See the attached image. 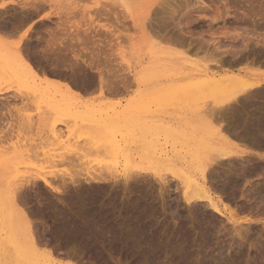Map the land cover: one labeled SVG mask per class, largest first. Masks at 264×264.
Masks as SVG:
<instances>
[{"label":"rangeland","instance_id":"obj_1","mask_svg":"<svg viewBox=\"0 0 264 264\" xmlns=\"http://www.w3.org/2000/svg\"><path fill=\"white\" fill-rule=\"evenodd\" d=\"M110 1L111 0H44V1H40V3L35 2L36 4H38L37 5L38 11H37V9L35 10V8H37V7H33L30 9L28 7V8H26L28 10L27 11L26 9H24L21 6H22V4H23V6H24V4H30V2H32V0L30 2L28 0L27 2H29V3H27L26 0H0V5L3 3H5V5H6L4 8L0 6V9L3 8L0 10V20L2 21V22L0 21V23H1L0 26L2 28V29L0 28V31L1 32L4 31L3 34H7V32L15 31L16 29L18 30L20 27H22L26 23L30 22L33 19V17L36 16L37 13H42L43 17H44L43 19L39 20L38 24L34 25V27H33L35 38L29 42L30 45L31 46L33 45V46L29 47L27 52H26V49L22 48L26 53H28V52H31V54L33 53L31 58H30V56L24 52L30 58L29 60L31 62L30 61L29 62L33 66L28 62V60H26V58L28 59L27 56L23 57V61L16 56L17 55L16 49L21 48V47H16V49H15L13 47V45L9 44L6 39H5L6 41L3 40L2 42H0V51H1L0 52V150H1L0 151V168H1L0 169V264H42L43 263L42 260L45 258H48V257H46L47 250H49L51 248L55 254L54 258H56L57 261L62 260L61 264H66L68 260L73 261L74 259H72V256L74 255V252L78 253V259H75V261L77 260L76 262H78V260L80 261V258L82 259V261L83 260H89L90 262H93L95 260V263H92V264H101V262H102V264H105V263L109 262V259H112L114 257H115L114 259H118V257L120 259L122 258L123 262H126L127 259H128V261H130L129 256L134 257V258L135 257L138 258L139 255L134 256L135 254L131 253L130 250L127 249L129 247L125 248L126 243H125V245L122 244L125 248L124 249L121 244L115 242L114 240H116L115 237H118V235H115V234H119L120 232H122V234L120 233L122 235V239H121V236L119 234V236H120L119 238L121 239V240L120 239L119 240L123 241L125 239V235H123L125 229H127V231L129 229H134V231H137V229L141 232L143 231L142 226L140 227L138 225V224H142V222H141L142 219L140 220V218H139V221L137 219L138 217H141V218L143 217L141 214V210H142L141 208L143 207L141 205H143V203L142 204L138 203L139 197H140L141 202H143L142 200L144 199V197H146V198L151 197V199H149V200H153V199L155 200V201L153 200L154 204L152 203L153 204L152 209L149 212L152 213L155 210L154 215H156V217H155L156 220H154L153 224L158 227L157 231L160 230V231H158V233L159 232L165 233L166 232L165 230H169V231H167V233L168 232L170 233V231L172 233V234L170 233V235H169L170 237H168L167 234L165 235L168 239L165 236H163L162 238L159 237V239H164V244H162V246H164V248H165V249L161 250L159 252V254L161 252H163V254L164 253L166 254V252L168 253L171 251L170 248L175 247V246L179 250L180 247H178V243L179 244L181 243L179 245V246H181V249L179 251L177 249H175L176 247L172 248L175 251V253L181 252V254L179 253L180 258L183 256V254L188 252V251H186V249L190 250V249H192V247H194L193 249H195V250L200 249L199 251H201V250L204 251V252H202L203 255L200 256V254H201V252H200V254L197 258H200V257L201 258H203V257L204 258H213L214 256L217 255L218 257L216 256V258H221V256H222V258H226V257L231 258L230 264H264V198H263L264 194L262 196L258 195L257 197L255 195L252 196L253 191H254L253 187L255 188L256 185L258 186V184L260 185V184H263V182H264V173H263L264 170L261 172L259 171L260 173L258 172L261 175V177H259L260 175L257 173L256 175H253V177L255 179L252 178V176H250V177H248V180H246V182H245V180H243L244 182L242 185L238 186V188H236V189L234 187L235 192L228 191V192H226L227 194L225 193L226 195L224 193L223 194L222 193L221 194L220 193L214 194L216 197L221 198L224 206H227L229 209H231V210H229L230 213H232L235 217L237 215V218L240 219V221L236 225L238 228L237 231L236 230L234 231V228H235L234 225L232 224L231 221L228 220V218L226 216L216 214V213H211L213 211L208 206H206V207H208V209H206L205 206L203 207L204 204L201 205L199 210L196 209V205H193L194 208H192L193 206H191V209H190V207H188V205L184 202L183 197H182V193H180L181 191L178 190L177 192H174L176 189H171L173 191L170 192V195H168V193H167L166 196L163 194V192H160V191H162V189H161L162 188L161 187L162 182L160 180L161 178H162V180L167 178L166 175L168 177L172 178L171 176L173 174H176L177 170L183 168V166L184 167L186 165L189 166V165L194 164V162H196L190 156V155H193L194 149L198 150L201 156L203 155L202 159H205L208 156H210L212 153H214V150L217 151L218 149H220L222 147L228 146V144L229 145L232 144L233 147L237 146L236 148H239V149H242L243 147L248 148V146H245V144L243 145V143L241 144V142L236 140V139H234V140H236L237 142L236 141L233 142L232 138H230L228 140V142L225 140H223V141L218 140L216 138L215 139L211 138L209 140V136H211L210 133L218 131L219 125L208 123L203 118L202 113L206 109H208V106L211 105V103L213 101H215V99L218 100L221 97L220 96L221 94L219 93L218 90H217L218 91L217 92L216 90H213L212 88H209L206 85H205L206 86V88H205L204 83L202 84L200 80H194V79L190 78V76H192L191 74H195V73L202 71L206 67V65H207L206 63H209V62L211 63V60L215 59L217 55L214 56L211 53V51L213 49H210V52L205 53L206 54L205 55L204 54L205 51H202V54L200 52L195 53L196 49L194 50V48H197V47H193L191 50H189L188 47L186 46V44L189 45V42L191 40L192 41L195 40V38H194L195 34H197V38H196L197 41L195 40V42H193V44L199 43L200 38L201 39L205 38L204 41H206V42L207 41L213 42L216 39V40L221 41L222 44H223V42L225 43L226 40H224V38H222L223 35H222V33L220 34V32L223 30L225 31V29H226V28H224L225 24L230 26L231 25L230 23L236 22L235 24L238 23L237 25H239V22H240L239 20L242 19L241 14H239L237 12L235 13L234 9L231 10L229 15L224 16L225 20L222 19V21L220 20V21L213 22L214 25H211L212 27L210 26L211 30L213 28V30L211 31L210 28L207 26L209 24H207V20H206L209 18H203V16H200V15L201 14L205 15L207 13L206 14L207 16L212 17L214 14L213 11H207L206 13H202V12H200V10L194 11V9L197 7L195 6V8H194V6H192L193 9H192V11L190 10L191 12H189V14H188V12L186 10H184V8H183L185 6L184 0H182V1L181 0H178V1L177 0L176 1H174V0L170 1L169 0V5H171V6L170 7L169 6L164 7V9H166V12L171 11L170 14H172L174 11L173 9H175V10L180 9L183 11L178 10V12L180 11L182 16H183L182 12L183 13H184V11L187 12L185 17H182V16H180V14H177L175 16L176 20L174 19V21H177L178 18L181 17V20H179V22L181 21V23H180L181 27L184 24L182 29H183L185 36L188 38V39L187 38L185 39V36H184V39L187 41V43L185 45H183L184 47H182L181 44L178 47L179 44H177V42H178L177 40L176 41L174 39L170 40V41L167 40L168 43H170L171 41L176 42V46L174 43L168 45V43L166 44V40L164 43L163 39H161L159 37V35L155 34V33L158 34V32H157L158 31L157 30L158 24L156 25V23L158 20L161 19V16L159 17L160 19L157 18L160 13L158 14V16H157V14H155L156 11H161L160 8L157 9V7H159V6H156V5H155L156 7L153 6L150 18L148 17L149 18L148 20H146V19L144 20V17L140 16V14H142V10H138L139 5H136L134 7V9L136 11V14L139 16V19L137 20L138 25L136 24V26H135V25H133L131 18H129L128 15L126 14V12L123 11L124 10L123 8L120 7L118 4H117L118 5L117 6L116 4H114L113 2H110ZM190 1L191 2L193 1L192 3H194V1H196V0H190ZM202 1H204L205 4H207L211 8H214L215 10H216V7L217 8L219 7V9L221 11L225 10V8L223 6H225V4L227 3L226 0H224V1H222V0L221 1L220 0L214 1L213 0L214 2L211 0V3L209 2V0H202ZM245 1L247 2L248 0H228V4L230 3L232 6H234V5L238 6L241 4L242 5L245 4L246 3ZM96 2H100V3L102 2V4L103 3L108 4V7L105 9L107 13L103 12V11H105L104 8L102 10L101 9L102 6H99V5L97 6ZM176 2L177 3L179 2L178 5ZM180 3L182 4V6L180 5ZM40 5H42V6H40ZM113 5H114V7H113ZM179 6H181L182 8ZM39 7H43V8H39ZM100 9H101L102 13L101 12L99 13L97 11ZM39 11H41V12H39ZM108 11H109V13H108ZM14 13L15 14L17 13V14L15 15ZM19 13H20V15H19ZM13 14L15 17L13 16ZM168 14L169 13L167 12V14L164 15V18L166 20H168L169 17L171 19V15L170 14L168 15ZM98 15L99 16L101 15V17H99ZM230 15H232V16H230ZM177 16H178V18H177ZM190 16H191V18H193L192 21H194V22L191 21V24L193 26L190 24V27L192 29L189 28L188 26H187V28L185 27L186 23H187V18L188 17L190 18ZM151 17H154V18H151ZM194 18L196 21L194 20ZM235 18H240L238 20L239 22H237V20ZM156 19H157V21H156ZM198 20H200V21H198ZM63 21H64V23H63ZM174 21H172V19H171V22H169V24L171 25V28H168L169 34L171 33L170 35L173 36V38L177 37L180 33V31H178L179 28H177L175 26L176 22H174ZM152 23H154L155 25L154 24L152 25ZM203 23H204V25L205 24L206 25L204 26ZM59 24H62L61 25L62 27ZM143 24H145L146 26ZM249 24H250V26H252L251 23H249ZM63 25H64V27H63ZM148 25H149V27H148L149 30L147 29ZM58 26H60L61 29H59L60 27H58ZM155 26H157V27H155ZM199 26H200V28H199ZM245 26H243V27H245ZM152 27H154V28H152ZM172 27H173V29H172ZM201 27H203V28H201ZM175 28H176V30H175ZM52 29L54 30L53 34L51 33V32H53ZM151 29H152V31H151ZM201 29L203 32L201 31ZM261 29L263 32L261 31ZM5 30L6 31L8 30V31L6 32ZM146 30L149 31V33L151 31V33H150L151 37H150L149 33L146 32ZM55 31H57V32H55ZM172 31H174V32L178 31L177 34L175 33L176 36H175V34L173 35L174 32H172ZM198 31H200V32H198ZM230 31H231V29H230ZM152 32H155V33L153 34ZM240 32H243V30L240 29ZM258 32L259 33L262 32L261 34L257 33L258 35H260V36L264 35V29L263 28L258 27ZM55 34H56L58 40L63 39L62 41L66 42V43H68V41H69V43L71 42L75 46L71 43L70 44L68 43L69 46H71V47H69V46H67L69 48L63 47L62 48L63 50L61 48H59L62 52L65 50L66 52L65 51L64 52L66 54L62 53L58 49V47H55L58 50V52L56 50L52 51L55 48L50 49V48H47L46 46H47V41L50 40L51 36L53 38H56L53 36ZM211 34H212V36H211ZM257 34H256V36H258ZM1 35L2 34L0 33V36ZM153 35H156L157 38H153L154 37ZM252 35H253V33L250 32L249 37H251ZM3 36H6V35H3ZM86 36H88V37H86ZM158 37L160 38V40ZM195 37H196V35H195ZM207 38L209 40L212 38V40L209 41ZM57 39L55 41H58ZM80 39H83V40H80ZM156 39L158 42L156 41ZM81 41L84 43L82 44ZM254 41H255V38H254ZM76 42H78V43H76ZM159 43H160V46H159ZM86 44H89V45H86ZM155 45L157 46L156 49L154 48ZM185 47H187V48H185ZM22 49H21V51H23ZM47 49H49V50H47ZM82 49H85L86 51L88 49V53L84 54L82 52ZM182 49L183 50L187 49L188 51L185 50L186 51L185 52ZM90 51H92V52H90ZM193 51H195V52H193ZM59 52L62 54H60ZM188 52H189V54H187ZM191 52H193L194 54ZM75 54L77 56H78V54H82L81 55L82 58H80V60H77L75 58ZM92 54L94 55V57L97 58L95 61L96 65H95V62H93V60L91 59ZM97 54H98V57H97ZM208 54H210V55H208ZM211 55H212V58H211ZM82 59H84V60H82ZM202 59H204V61ZM34 60H35V63L33 62ZM36 60H38V61H36ZM205 60H206V63H205ZM76 61H79V62H76ZM202 61H203V63H202ZM209 65L210 64H208L207 66H209ZM211 65H212V63H211ZM62 66H63V68H62ZM238 67L241 68L242 66L240 67V65H239ZM244 67L245 66H243L242 68H244ZM248 68L250 70L252 69L253 71H259L261 73H264V67L259 68L258 65L254 66V64H253L252 66H250ZM244 69H247V68L245 67ZM37 70H38V72H37ZM129 76L131 77V81H132L133 86H129V83H128V77ZM198 83L199 84L201 83L200 89L198 88L199 87ZM109 85H110V87H109ZM81 86H82V88H81ZM203 86H204V89H203ZM208 90H209V93H207ZM190 91H192V92H190ZM216 93H218V94H216ZM59 102H60V104H59ZM211 125H212V127H211ZM96 126L101 127V128H97ZM102 126H103V128H102ZM106 128H108V129H106ZM59 129H60V131H59ZM99 129H102V131ZM93 130H94V133H93ZM97 131H100L99 133L102 136L99 137L98 135H96V134H98ZM203 134H204V137H202V139H201L200 136ZM48 137H50L51 139H48ZM57 137H59V138H57ZM57 139H58V142L56 141ZM108 140H111L112 144L114 146L113 150H112L113 154L109 158H107V157H108V155L110 156L111 154L104 153V151H106L107 149H110V147L107 144L111 143V142H108ZM55 141L57 144L55 143ZM43 142H44L43 145H45V146H43V145L41 146V144ZM48 142H50V144H48ZM229 142H231V143H229ZM238 142H240V143H238ZM8 143L10 144V146ZM35 143H37V144H35ZM104 144H105L107 149L102 147V146H104ZM12 145H13V147H12ZM47 145H49L50 147L49 148L46 147ZM22 146H23V148H22ZM100 146L102 149L100 148ZM30 147H32V149ZM36 147H40V149H42V150H40ZM44 147H46V148H44ZM80 147H83V149L82 148L80 149ZM88 147H89V149H87ZM5 148H7V150ZM33 148L35 149V151H36V149L39 152L41 151V157H39V152L35 153ZM77 149H78V151L80 150V152H78ZM252 149H257V150H256V152H252ZM81 150H82V152H81ZM143 150H145V151H143ZM146 150H148V152ZM247 150L252 152L250 154L254 157V158L251 157L254 159V162L257 161V163H260L259 161L261 160V164L264 163L262 160L264 158L261 159V157L257 156L258 148L249 146V148ZM100 151H102L103 154L100 153ZM149 151H151V152H149ZM259 151L261 152L262 149L261 150L259 149ZM263 151H264V149H263ZM76 152L78 153V155H75ZM95 152H98V153L95 154ZM191 152H192V154H190ZM210 152H211V154H210ZM88 153H89V155H88ZM115 153H117V154L115 155ZM72 154H74V155L72 156ZM99 154H102V156ZM105 154L107 157L103 158V157H105ZM212 155H215V153ZM30 156L32 158L34 156H35V158L37 156L38 157L36 159L33 158L34 159L33 160L32 158L29 159ZM42 156H43V158H42ZM70 156L72 157V159L69 158ZM77 158H78V160H77ZM79 159H81V160H79ZM104 159H105V161H104ZM253 159H251V160L253 161ZM61 160H62V163L60 164L59 162H61ZM68 160H70V161H68ZM89 160L92 162V164H96L99 162L113 163L116 165L115 167H117L119 169L118 172L119 173L121 172L122 174H124L126 172L125 171V170H127L126 168L129 169L131 167L133 168L132 171L133 170L137 171L139 169L138 171L141 170L140 172L142 174H145L147 171L149 172V174H148V172L146 173L149 176L148 175L145 177L139 176L137 178L141 183L138 180H137L138 182L133 183L135 186V195H138L136 197L134 196L135 197L134 199H136L137 197L138 198L136 201L132 199L131 200L132 202L129 200L130 197H129L128 201L126 202V200L128 198V192H126L124 177H122V176L118 175L120 180H119V178H117V180H119V181L116 180L117 182L114 183L115 185L113 184V185L109 186V188H106L103 191V194L100 191V189H98V186H100V185H96V183L94 185V182L92 183L91 187L93 189H92L91 193L94 194L95 191L98 189V191H100L102 194V197L100 198V200L102 202L104 200V202H103L104 205L106 206L107 204H105V203L111 202V206H112V208H114L112 211V215H111V217L113 216L112 217L113 219L110 217L112 220H110V218H109V220H107L108 222L105 223V221H100V223L99 222L95 223V225L97 224V227H95L94 225L93 226L97 229L100 227L105 229V227H107L105 225H108V227L112 229V227L109 226V224L112 225L111 223H114V225H112V226L115 227V228L113 227V232H116V233H114L115 237H113L115 239L108 236L109 233L111 235H113V233L111 232L112 230H110L109 228L105 229V230L108 229V231H105L106 233L103 232V233L99 234L100 236L99 235L97 236V233H95V234L93 233L94 236L92 234V236L89 235L88 238H85L87 236L82 235L83 236L82 237L81 234L76 231L77 228L76 229L74 228L75 230L70 228L72 230L71 231V230L67 229L69 227L65 226V227H62L63 228L62 229L61 223L57 222L59 220V218L62 220L63 218H61V217H65L66 214H68V212H69V215H67V217L70 219V221L74 219L71 222H73V223L75 222L76 225L78 224L77 225L78 228H80V226L81 227L84 226V224L89 225L87 227H88V229L90 228L92 221L87 220L88 217L85 216V215L89 216V213H86L85 212L86 210L84 208L82 209V211H80L81 209H80V207H78L80 204H78V203H80V201H82V199L84 198V195L88 194L87 193L89 191L88 189H91V188L86 185L85 177H83V176L87 177V175L84 174V172L81 173V171H79L78 169H76L77 172H76V170H73V167H76V165L81 166L83 163H85V161L86 162L88 161L85 164L92 165V164H89ZM17 161H19V162H17ZM50 161L51 162L54 161L53 165H55L56 168H54L55 166L52 168L48 167L51 165ZM5 162H7V163L5 164ZM9 163H12V164H9ZM19 163H21V164H19ZM68 163H70V164L72 163L71 164L72 168L68 167V166H70V164H68ZM65 164H67V165H65ZM83 166L85 167L84 164L81 167H83ZM135 166H136V168H135ZM77 168H78V166H77ZM173 168H175L176 170ZM34 170H36V171H34ZM54 170L58 173H56V175L53 176V173H55V172H52V171H54ZM70 170L72 171V173ZM39 171L41 172V175L38 176L37 174L39 173ZM78 171L80 174L78 173ZM153 171H155V172L153 173ZM221 171H222V169L220 170V172ZM43 172L44 173L46 172L45 176H47V173H48V175H49V176H47L48 179L50 181L52 179V181L54 182L53 185L56 188H58V187L61 188V190L58 188V191H52L51 189L47 188L42 181H39L38 178L45 177L44 175L42 176V174H44ZM49 172H52V173H49ZM234 172L235 171H232V173H234ZM238 172H235L236 175ZM64 173H66L67 175ZM51 174L53 177L51 176ZM161 175H163V176H161ZM238 175L242 176V173H238ZM238 175H237V177H239ZM62 176H63V178L61 179ZM76 176H78V177H76ZM34 177L37 178V180H36L37 182H32V183H34V186H32L31 183L27 184L28 181L34 180ZM58 177H60V178H58ZM71 177H72V179L78 178L79 180L77 179L75 181H80V183L78 182V183H76V185H74L71 182ZM147 177H149V178H147ZM22 179L24 180V182L22 181ZM54 179H55V181H54ZM80 179H82V180H80ZM25 180L26 181L28 180V181L26 182ZM63 180H66L65 185L62 183V182H64ZM165 180H168V179H165ZM18 181L20 184L22 183L24 185L25 189L26 188H33V187H35V189H38L42 185L44 191L43 192L38 191L33 196L21 199L20 193L24 189L22 187V184L21 185L17 184ZM67 181H69V182H67ZM144 182H146L147 184ZM36 183H38V184L36 185ZM25 184H26V186H25ZM69 184L73 185V186H70ZM145 184L149 187L145 186ZM172 184H178V182L176 183V181H175V183H174V179H173ZM17 185L21 186L23 189V190L20 189L19 193H18L19 195H17L18 198L20 197L19 198L20 200L17 198L20 202H17V199H16L17 196L15 195L16 197H15L14 207L13 208H11V207L10 208H2V204L8 203L9 202L8 198H10V196H12L13 194H16L18 192ZM66 185H68V186H66ZM117 185L119 187L118 189L116 188ZM140 186H141V188H140ZM15 187H17V188L15 189ZM36 187H38V188H36ZM66 187H67V189H66ZM13 188H14V190H13ZM81 188H82V192H80ZM139 188H140V190H139ZM85 189H86V192H84ZM146 189H148V191ZM118 190H120L121 192ZM245 190H246V193H245ZM248 190L250 193L248 192ZM251 190H253V191H251ZM93 191H94V193H93ZM111 191H112V193H111ZM77 192H79V193H77ZM142 192H143V197L141 196L142 194L139 195ZM45 193H47V195H45ZM72 193H73V195H72ZM81 193H83V195H81ZM110 193H111V195H110ZM176 193L177 194L180 193V194L176 196ZM79 194L81 196H83V198H80L81 200L79 199V197H76ZM144 194L145 195L147 194L148 196L147 195L145 196ZM250 194H251V196H250ZM109 195H110V197H109ZM160 195H162V196L164 195L163 198ZM241 195H243V196H241ZM113 196H115V197H113ZM248 196L250 197V199ZM110 198L114 201L112 202V200H110ZM176 198L181 199L180 204H183V205H180L182 207L178 206L179 208H177V209L175 207H172L173 204H175L174 202L177 201ZM40 199H41V201H40ZM75 199L76 200L78 199L77 200L78 202L75 201ZM22 200H23V202H22ZM42 201H43V203H42ZM101 201H99L100 204L102 203ZM129 201L131 203V207H132L133 203L137 202L139 206L137 205V203H135V204L141 210H139L137 207H135V204L132 208L133 210L131 208H130V210H128L127 206H129ZM18 203L19 204L21 203L20 205L23 204L22 208L20 207V205ZM75 203H77V204H75ZM123 203H125V204H123ZM170 203H172L171 208L172 209L174 208L173 210H171V208L169 207ZM75 205H78V206H75ZM23 206H24V210H23ZM140 206H141V208H140ZM174 206H176V204ZM26 207H27V209H25ZM116 208H118V210H116ZM134 208L137 209V212H140L139 213L140 216L135 215L137 212L136 211H135L136 213L134 212V210H135ZM153 208H154V210H153ZM185 208H186V210H185ZM77 209L81 213L80 212L76 213V211H78ZM125 209L127 210V213H126ZM200 209L203 212H201ZM204 209L207 211H205ZM251 209H253V210H251ZM72 210H74V212L76 214ZM119 210H121V213L123 215L120 213ZM18 211H19V213H18ZM21 211H24V212L26 211L25 213H28L29 211L30 212L33 211L31 213L30 218H31V221H33L32 223H34L33 228L35 229V231H34L35 236H36V238L41 239V240L37 239L38 243L40 245H38L36 249H34L32 247V245L30 244V242L26 239V229L24 227L23 221H21V219H20ZM70 211L73 212L74 214L72 213L73 214L72 215L70 213ZM116 211H118V212L115 215H113ZM174 211H177L179 213L182 212L183 216L186 218H188V216H192V215H193V218L195 216L198 217L199 214H201V213L202 214L204 213L205 215H209L206 217L205 220L201 215H200L201 217L199 216V218L195 217L197 220L194 219V220H196V222H198L200 219L203 221H206L205 223L201 222V224H202L201 226L198 224L200 222H198V223L194 222L195 225L196 224L199 225L196 230H197V232H200L202 230L199 233V235H201V234L202 235L199 236L198 234L194 233V232H196L194 230V232H193L194 235L191 233L193 235V238L191 237L192 239L190 237L184 238L185 236L183 233L185 232V230H188L189 233L191 231H193V229H192L193 227H191L193 220H192V218L190 219V217H189L188 219L190 221L189 222L190 226H189V224H186L187 227H185V226L183 228L177 227V225L175 226V223H174V222H176V221H174V220H176V218L174 219L172 217V216H174ZM142 212H143V210H142ZM233 212H235V213H233ZM78 213H79V215H78ZM130 213H133V214H131L132 215L131 217H129L130 215H128ZM169 213L170 214L172 213V216ZM28 214H30V213H28ZM57 215H58V217H57ZM80 215L84 216L86 219L83 217L84 220H82V221L75 220V219H78L77 217H79ZM116 215H118L120 217L119 218L115 217ZM125 215L128 216L130 219L128 217H126ZM137 215H138V213H137ZM213 215L216 218H214ZM247 215H249V217ZM51 216H52V218H51ZM122 216H124V217H122ZM134 216H136V217H134ZM67 217H65V218H67ZM114 217L117 218L121 222H119L117 219L115 220ZM133 217L135 218L134 220H133ZM160 217H161V220H160ZM246 217H248V218H246ZM241 218H243V219H241ZM120 219H122V220H120ZM61 220H59V221H61ZM92 220H93V218H92ZM114 220L116 222H118V224H116ZM132 220H133V223H135V225L139 226L138 228H136L137 226H134L133 223H132V226H131V224L128 225V222L130 223ZM191 220H192V222H191ZM109 222H111V223H109ZM137 222H138V224H137ZM213 222H216V223H213ZM80 223L83 225H81ZM107 223H109V224H107ZM119 223H121V224H119ZM103 224H105V225H103ZM115 224L118 226L120 225V227L122 225H124V226H122L120 231H118L119 229H118V227L115 226ZM247 224H249V226H251V227H247ZM58 225H60V226H58ZM102 225L105 227H103ZM240 225L244 226V227L242 226L243 228L241 227L242 230L238 227ZM125 226L128 228H125ZM129 226H131V227L129 228ZM132 227H134V228H132ZM174 227H176V228H174ZM64 228H65V230H64ZM135 228H136V230H135ZM206 228H210V230L213 232L214 236H216L214 238V240L208 244H206L205 242H203L202 239L199 238V237H202V238L204 237V232H205ZM248 228H249V230H248ZM60 229H62V230H60ZM174 229H175V231H174ZM182 229L184 232L180 233L181 235H178V238H177L176 237L177 235L175 232H179V230H182ZM245 230H246V232H245ZM73 231H76L77 233H75ZM239 232H240V235H239ZM241 232H242V234H241ZM103 234H105V235H103ZM139 234L142 235V233H139ZM177 234H179V233H177ZM74 236H76V238ZM181 236H184V237H182V239H181ZM10 237L12 238V240L10 239ZM107 237H109V238H107ZM175 237L177 239H175ZM241 237H242V239H241ZM66 238H68V239H66ZM110 238L113 239V241ZM138 238L139 239L142 238L141 239L142 241L146 240V238L144 239V237H141V236H139ZM169 238H171L170 241H168ZM217 238H218V240H217ZM7 239L10 240V242ZM178 239H180V240H178ZM189 239H191V243H188ZM141 240H138L137 244L141 243L142 242ZM197 240L201 241V242L198 241L201 244H199L197 242ZM124 241H126V240H124ZM148 241H150V240L148 239ZM193 241L196 242V246L198 245L197 247H195V243ZM108 242L111 243L110 244L111 248L108 246L109 245ZM159 242H160V240H159ZM159 242H157V243H159ZM161 242L163 243L162 240H161ZM192 242L194 244H192ZM184 243H186V244H184ZM182 244H184L183 245L184 247L182 246ZM84 245H85V247H84ZM91 245H92V247L100 245L99 247H93L95 249V251L98 250V251H96L97 252L96 254H94V249L92 247H89ZM119 245H121L122 248ZM203 245H205L204 246L205 249L203 248ZM86 246H88L90 248L89 250H91V251L87 250L88 247H86ZM104 246H106V247H104ZM127 246H128V244H127ZM166 248H169V249H166ZM183 248H185V249H183ZM92 249H93V251H92ZM126 250H128V251H126ZM220 251H222V252H220ZM98 252H100L101 255ZM104 253H105V255H104ZM124 254H126L127 256ZM165 254H164V256L167 257V255H165ZM90 255H92V256H90ZM97 255H100V256L98 257ZM125 256H126V258H125ZM159 256L160 255L157 254V257H159ZM102 257L104 258V260ZM97 258H102V260L97 259ZM107 258H109V259H107ZM159 258H161V257H159ZM167 258H170V255H168ZM236 259H237V262H236ZM89 261H86L85 264L86 263L91 264ZM215 262H216L215 264H220L219 262H217V260Z\"/></svg>","mask_w":264,"mask_h":264},{"label":"bare ground","instance_id":"obj_2","mask_svg":"<svg viewBox=\"0 0 264 264\" xmlns=\"http://www.w3.org/2000/svg\"><path fill=\"white\" fill-rule=\"evenodd\" d=\"M28 0H26V2H27ZM31 0H29V2H30ZM40 1H44V0H32V2H30V4H24V6H23V4H22V6L21 7H23L24 9H26V8H28L29 7V9L30 8H33V7H37V8H35V10L37 9V11H38V4H36L35 2H39L40 3ZM170 1H172V0H170ZM174 1H176V0H174ZM178 1V0H177ZM182 1V0H181ZM180 1V2H181ZM213 1V0H212ZM215 1V0H214ZM213 1V2H214ZM218 1V0H217ZM221 1V0H220ZM222 1H224V0H222ZM227 1V3L225 4V6H223L224 8H225V10L224 11H221L220 9H219V7L217 8L216 7V10L214 9V8H211L210 6H208L207 4H205V2L204 1H202V0H196V1H194V3H192L190 0H184V10H186L187 12H188V14H189V12H191L192 11V9H193V7L192 6H194V8H195V6L197 7V8H195L194 9V11L195 10H200V12H202V13H206L207 11H213V16L212 17H209V16H207L206 14L205 15H200V16H203V18H209V19H206L207 20V24H209V25H207L209 28H210V26L211 25H214V23L213 22H216V21H222V19L223 20H225L224 19V16L226 15H229L230 14V11L231 10H233L234 9V12L236 13H239V14H241V17H242V19L241 20H239L240 18H235L236 20H237V22H239V25H237V24H235L234 22L233 23H230L229 25L230 26H228L227 24H225V27L224 28H226L225 29V31L223 30V31H221L220 32V34L222 33V38H224V40H226V42L224 43L223 42V44L221 43V41H219V40H216L215 39V41H210V40H212V38L209 40L208 38V40L210 41V42H206V41H204V39L205 38H203V39H201L200 38V40H199V43H197V44H193V42H195V40H196V38H197V34H195L196 35V37H195V35H194V38H195V40L194 41H190L189 42V45H187L186 43H187V41L185 40L187 37L185 36V34H184V32H183V29H182V27H183V25H182V27H181V21L179 22V20H181V17H179L178 18V16H177V18H178V22L177 21H174V19L176 20V15L177 14H180V16H182L181 15V13H180V11H183V10H180V9H178V10H180L179 12H178V10L176 9H173L174 11H173V13L172 14H170V12L169 11H167L170 15H171V19H172V21H174V22H176L175 23V26L177 27V28H179V30L178 31H180V33H179V37L177 36V37H175V38H173V36H171L170 34H169V29L168 28H171V25L169 24V22H171V19H170V17H169V19L168 20H166L165 18H164V15H166L167 14V12H166V9H164V7L166 6V7H170L171 5H169V0H111L110 2H113L114 4H118L120 7H122L124 10L123 11H125L126 12V14L128 15V17L129 18H131V20H132V22H133V25H135L136 26V24L138 25V23H137V20L139 19V16L136 14V11H135V9H134V7L136 6V5H139V7H138V10H142V14H140V16H142V17H144V20L146 19V20H148L149 18H150V15H151V13H152V8H153V6L154 7H156V6H159V7H157V9L158 8H160V10L161 11H156L155 12V14H157V16H158V14H159V16L157 17V18H159L160 16H161V19L160 20H158L157 21V19H156V21H157V23H156V25L158 26H155V27H157V32H158V34L157 33H155V32H152L153 34L155 33L156 35H159V37L161 38V39H163V42L165 43V40H166V44L168 43V41L167 40H177L178 42H177V44H179L178 45V47L180 46V44L182 45V47H184L183 45H185L186 44V46L188 47V49L189 50H191L193 47H197V48H194V50L196 51H193V52H195V53H201L202 54V51H205L204 52V54L205 53H208V52H210V49H213L212 51H211V53L214 55V56H216V58L215 59H212L211 60V63H212V65H211V63L209 62V63H206V60H205V63L208 65V64H210L209 66H207L206 65V67L202 70V71H200V72H198V73H195V74H191L192 76H190V78H192V79H194V80H200L201 81V83L203 84L204 83V86L206 85V86H208L209 88H212L213 90H218L219 91V93L221 94L220 96V98L217 100V99H215V101H213L212 103H211V105L213 106V107H218V108H220V109H223V108H231L232 109V111H231V115H230V119H228V120H225V121H223L221 124H219V130L218 131H215V132H211L210 134H211V136H209V140L212 138V139H218V140H225V141H227L228 142V140L230 139V138H232L233 139V142L234 141H236V140H238V141H240L241 142V144L243 143V145L245 144V146H248V148H249V146L250 147H256V148H258V151H257V156L258 157H261V159L262 158H264V151H263V149H264V73H261V72H259V71H253L252 69L250 70L248 67H250V66H252L253 64H254V66H256V65H258L259 66V68L261 67H264V35L262 36H260V35H258L257 33H259L258 32V27H260V28H263L264 29V0H248L245 4H241V5H234V6H232L230 3L228 4V0H226ZM225 1V2H226ZM29 2H27V3H29ZM171 3V2H170ZM177 3V2H176ZM179 3V2H178ZM178 3H177V5H178ZM183 3V2H182ZM234 3V2H233ZM232 3V4H233ZM241 3V2H240ZM42 4V3H41ZM101 4V5H100ZM36 5V6H35ZM46 5V4H45ZM96 5L98 6H102L101 7V9L103 10V8H104V10L108 7V4H102V2L100 3V2H96ZM117 5V6H118ZM156 5V6H155ZM180 5L182 6V4L180 3ZM1 7H5L6 5H5V3H3V4H1L0 5ZM10 6V5H9ZM40 6H42V5H40ZM181 6H179V7H181ZM20 7V6H19ZM113 7H114V5H113ZM3 8H1V9H3ZM22 8V9H23ZM39 8H43V7H39ZM67 8V7H66ZM175 8V7H174ZM177 8V7H176ZM182 8V7H181ZM191 8V9H190ZM0 9V10H1ZM7 9V8H6ZM101 9L100 10H97L99 13L101 12L102 13V11H101ZM171 9V8H170ZM214 9V10H213ZM20 10V9H19ZM18 10V11H19ZM27 10V9H26ZM34 10V11H35ZM72 10V9H71ZM111 10V9H110ZM169 10V9H168ZM172 10V9H171ZM189 10V11H188ZM191 10V11H190ZM7 11V10H6ZM28 11V10H27ZM186 11H184V13L182 12V14H183V16L182 17H185V15L187 14V12ZM12 12V11H11ZM39 12H41V11H39ZM103 12H106V10L105 11H103ZM124 12V13H125ZM138 12V11H137ZM186 12V13H185ZM7 13V12H6ZM29 13V12H28ZM107 13V12H106ZM108 13H109V11H108ZM111 13V12H110ZM15 14V13H14ZM14 14H13V16H14ZM17 14V13H16ZM15 14V15H16ZM27 14V13H26ZM98 14V13H97ZM163 14V15H162ZM168 14V15H169ZM224 14V15H223ZM19 15H20V13H19ZM24 15V14H23ZM22 15V16H23ZM33 15V14H32ZM68 15V14H67ZM118 15V14H117ZM199 15V14H198ZM243 15V16H242ZM25 16V15H24ZM99 16V15H98ZM189 16V15H188ZM230 16H232V15H230ZM237 16V15H236ZM235 16V17H236ZM9 17V16H8ZM15 17V16H14ZM13 17V18H14ZM31 17V16H30ZM99 17H101V15L99 16ZM149 17V18H148ZM187 17V16H186ZM197 17V16H196ZM195 17V18H196ZM17 18V17H16ZM61 18V17H60ZM151 18H154V17H151ZM164 18V19H163ZM195 18H194V20H195ZM226 18V17H225ZM192 19L193 18H191V16H190V18L188 17L187 18V23H186V28H187V26L189 27V28H191L190 27V24H191V21H192ZM200 19V18H199ZM153 20V19H152ZM186 20V19H185ZM204 20V19H203ZM210 20V21H209ZM230 20V19H229ZM239 20V21H238ZM1 21V20H0ZM15 21V20H14ZM150 21V20H149ZM196 21V20H195ZM198 21H200V20H198ZM2 22V21H1ZM152 22V21H151ZM173 22V23H174ZM192 22H194V21H192ZM206 22V21H205ZM224 22V21H223ZM60 23V22H59ZM63 23H64V21H63ZM172 23V24H173ZM200 23V22H199ZM219 23V22H218ZM229 23V22H228ZM249 23H251L252 24V26H250V24ZM13 24V23H12ZM154 23H152V25H153ZM0 25H1V23H0ZM10 25V24H9ZM60 26L62 25V24H59ZM143 25H145V24H143ZM155 25V24H154ZM192 25V24H191ZM201 25V24H200ZM203 25H204V23H203ZM206 25V24H205ZM204 25V26H205ZM217 25V24H216ZM241 25V26H240ZM246 25V26H245ZM5 26V25H4ZM60 26H58V27H60ZM146 26V25H145ZM170 26V27H169ZM193 26V25H192ZM197 26V25H196ZM202 26V25H201ZM203 26V27H204ZM243 26H245V27H243ZM14 27V26H13ZM62 27V26H61ZM61 27L59 28V29H61ZM63 27H64V25H63ZM148 27H149V25L147 26V29H148ZM195 27V26H194ZM203 27H201V28H203ZM212 27V26H211ZM214 27V26H213ZM0 28H1V26H0ZM146 28V27H145ZM152 28H154V27H152ZM188 28V29H189ZM196 28V27H195ZM199 28H200V26H199ZM2 29V28H1ZM12 29V28H11ZM16 29V28H15ZM64 29V28H63ZM156 29V28H155ZM172 29H173V27H172ZM185 29V28H184ZM192 29V28H191ZM207 29V28H206ZM230 29H231V31H230ZM240 29L241 30H243V32H240ZM10 30V29H9ZM17 30V29H16ZM53 30V29H52ZM149 30V29H148ZM175 30H176V28H175ZM210 30H211V28H210ZM212 30H213V28H212ZM211 30V31H212ZM6 31V30H5ZM8 31V30H7ZM6 31V32H7ZM151 31H152V29H151ZM151 31H150V33H151ZM171 31V30H170ZM177 31V32H178ZM187 31V30H186ZM189 31V30H188ZM201 31H202V29H201ZM210 31V32H211ZM260 31V30H259ZM261 31H262V29H261ZM55 32H57V31H55ZM146 32L147 33H149V31H147L146 30ZM172 32H174V31H172ZM177 32L175 31L174 33H173V35L176 33L177 34ZM190 32V31H189ZM192 32V31H191ZM198 32H200V31H198ZM203 32V31H202ZM250 32L251 33H253V35L251 36V37H249L250 36ZM263 32V31H262ZM262 32H260L259 34H261ZM0 33L2 34L1 36H3V35H6V34H3L4 33V31L3 32H1L0 31ZM8 33V32H7ZM52 34L54 33V30H53V32H51ZM50 33V34H51ZM149 33V35H150V37H151V34ZM187 33V32H186ZM217 33V32H216ZM219 33V32H218ZM51 34V35H52ZM58 34V33H57ZM176 34H175V36H176ZM192 34V33H191ZM214 34V33H213ZM256 34L258 35V36H256ZM88 35V34H87ZM156 35H153L154 37L153 38H157L156 37ZM188 35V34H187ZM202 35V34H201ZM210 35V34H209ZM217 35V34H216ZM54 37H56V38H53L52 36L50 37V40H46L47 41V48H50V49H53V48H55V47H58V49L59 48H65V47H67V46H69V44L71 43H69V41H68V43H66V42H63L61 39H57V36H56V34L55 35H53ZM184 36H185V39H184ZM192 36V35H191ZM199 36V35H198ZM211 36H212V34H211ZM219 36V35H218ZM221 36V35H220ZM86 37H88V36H86ZM158 37V38H159ZM193 37V36H192ZM201 37V36H200ZM205 37V36H204ZM215 37V36H214ZM79 38V37H78ZM77 38V39H78ZM81 38V37H80ZM160 38H159V40H160ZM177 38V39H176ZM217 38V37H216ZM254 38H255V41H254ZM58 40V41H55V40ZM188 39V38H187ZM193 39V38H192ZM199 39V38H198ZM7 40V39H6ZM5 40V41H6ZM70 40V39H69ZM75 40V39H74ZM80 40H83V39H80ZM214 40V39H213ZM221 40V39H220ZM4 41V42H5ZM77 41V40H76ZM156 41H157V39H156ZM162 41V40H161ZM197 41V40H196ZM42 42V41H41ZM82 42V41H81ZM149 42V41H148ZM158 42V41H157ZM172 42V43H171ZM170 43H168V45L169 44H175V46H176V42H174V41H171ZM228 42V43H227ZM76 43H78V42H76ZM84 42H82V44H83ZM89 43V42H88ZM40 44V43H39ZM44 44V43H43ZM66 44V45H65ZM71 44H73V43H71ZM165 44V45H166ZM253 44V45H252ZM46 45V44H45ZM74 45V44H73ZM85 45V44H84ZM86 45H89V44H86ZM33 46V45H32ZM31 46V47H32ZM75 46V45H74ZM159 46H160V43H159ZM174 46V47H175ZM12 47V46H11ZM14 47V46H13ZM69 47H71V46H69ZM69 47H67V48H69ZM154 47V46H153ZM156 45H155V49H156ZM187 47H185V48H187ZM15 49H16V47H14ZM66 48V49H67ZM77 48V47H76ZM84 48V47H83ZM19 49V50H18ZM21 49H22V47L21 48H17L16 49V56L19 58V59H21L22 61H23V57H25V56H27L25 53L27 52V50H28V48L26 49V52L23 50V51H21ZM37 49V48H36ZM86 49V48H85ZM85 49H82V52L85 54V53H88V49H87V51L85 50ZM184 49V48H183ZM182 49V50H183ZM30 50V49H29ZM32 50V49H31ZM44 50V49H43ZM47 50H49V49H47ZM57 51L58 52V50L55 48V49H53L52 51ZM60 50V49H59ZM63 50V49H62ZM77 50V49H76ZM101 50V49H100ZM185 50H187V49H185ZM185 50H183V51H185ZM45 51V50H44ZM61 51V50H60ZM65 51V50H64ZM62 52V53H65V52ZM69 51V50H68ZM188 51V50H187ZM1 52V51H0ZM4 52V51H3ZM25 52V53H24ZM90 52H92V51H90ZM94 52V51H93ZM186 52V51H185ZM193 52H191V53H193ZM7 53V52H6ZM25 55H24V54ZM31 53V52H30ZM51 53V52H50ZM60 53V52H59ZM62 53H60V54H62ZM33 54V53H32ZM41 54V53H40ZM48 54V53H47ZM58 54V53H57ZM66 54V53H65ZM90 54V53H89ZM99 54V53H98ZM98 54H97V57H98ZM103 54V53H102ZM187 54H189V52L187 53ZM194 54V53H193ZM81 55L82 54H78V56L75 54V58L77 59V60H80V58H82L81 57ZM96 55V54H95ZM165 55V54H164ZM206 55V54H205ZM208 55H210V54H208ZM207 55V56H208ZM4 56V55H3ZM64 56V55H63ZM80 56V57H79ZM185 56V55H184ZM199 56V55H198ZM213 56V57H214ZM15 57V56H14ZM28 57V56H27ZM91 57V56H90ZM100 57V56H99ZM17 58V59H18ZM56 58V57H55ZM74 58V59H75ZM211 58H212V55H211ZM210 58V59H211ZM16 59V60H17ZM30 58L28 57V59L26 58V60H28V62L30 61L29 60ZM34 59V58H33ZM44 59V58H43ZM63 59V58H62ZM73 59V60H74ZM87 59V58H86ZM92 60H93V62H95L96 61V57H94V55L92 54V58H91ZM198 59V58H197ZM82 60H84V59H82ZM81 60V61H82ZM203 61H204V59H202ZM36 61H38V60H36ZM51 61V60H50ZM203 61H202V63H203ZM31 62V61H30ZM29 62V63H30ZM76 62H79V61H76ZM85 62V61H84ZM12 63V62H11ZM27 63V62H26ZM20 64V63H19ZM31 64V63H30ZM56 64V63H55ZM93 64V63H92ZM173 64V63H172ZM25 65V64H24ZM32 65V64H31ZM95 65H96V62H95ZM240 65V67L242 66H245L247 69H244V68H239L238 66ZM33 66V65H32ZM61 66V65H60ZM98 66V65H97ZM100 66V65H99ZM211 66V67H210ZM65 67V66H64ZM34 68V67H33ZM41 68V67H40ZM62 68H63V66H62ZM99 68V67H98ZM212 68V69H211ZM214 68V69H213ZM238 68V69H237ZM36 69V68H35ZM80 69V68H79ZM28 70V69H27ZM56 70V69H55ZM26 71V70H25ZM53 71V70H52ZM82 71V70H81ZM30 72V71H29ZM37 72H38V70H37ZM42 72V71H41ZM25 73V72H24ZM27 75V74H26ZM43 76V75H42ZM46 76V75H45ZM55 76V75H54ZM63 76V75H62ZM64 79V78H63ZM193 80V81H194ZM84 82V81H83ZM200 83V84H201ZM200 84L198 83V88L200 89L201 88V86H200ZM104 85V84H103ZM78 86V85H77ZM204 86H203V89H204ZM206 86H205V88H206ZM87 87V86H86ZM105 87V86H104ZM109 87H110V85H109ZM194 87V86H193ZM81 88H82V86H81ZM205 91V90H204ZM217 91V92H218ZM190 92H192V91H190ZM207 93H209V90L207 91ZM216 94H218V93H216ZM215 94V95H216ZM166 95V94H165ZM182 95V94H181ZM185 95V94H184ZM193 95V94H192ZM186 96V95H185ZM163 98V97H162ZM216 98V97H215ZM218 98V97H217ZM242 100V102H240ZM43 101V100H42ZM59 104H60V102H59ZM192 105V104H191ZM207 107V106H206ZM209 107V106H208ZM3 113V112H2ZM193 113V112H192ZM27 118V117H26ZM29 120V119H28ZM14 121V120H13ZM24 121V120H23ZM36 124V123H35ZM59 124V123H58ZM57 124V125H58ZM115 124V123H114ZM25 125V124H24ZM61 125V124H60ZM111 125V124H110ZM216 125V124H215ZM109 126V125H108ZM116 126V125H115ZM120 126V125H119ZM210 126V125H209ZM97 127V126H96ZM113 127V126H112ZM163 127V126H162ZM211 127H212V125H211ZM214 127V126H213ZM33 128V127H32ZM97 128H101V127H97ZM96 128V129H97ZM102 128H103V126H102ZM105 128V127H104ZM152 128V127H151ZM165 128V127H164ZM106 129H108V128H106ZM216 129V128H215ZM225 129H227V130H225ZM56 130V129H55ZM98 130V129H97ZM99 130H101L102 131V129H99ZM112 130V129H111ZM115 130V129H114ZM217 130V129H216ZM57 131V130H56ZM59 131H60V129H59ZM58 131V132H59ZM104 131V130H103ZM108 131V130H107ZM174 131V130H173ZM212 131V130H211ZM52 132V131H51ZM100 131H97V133L98 134H96V135H98L99 137L100 136H102L100 133H99ZM69 133V132H68ZM93 133H94V130H93ZM148 133V132H147ZM76 134V133H75ZM56 135V134H55ZM194 135V134H193ZM57 136V135H56ZM195 136V135H194ZM51 137V136H50ZM50 137H48V139H51ZM199 137V136H198ZM202 137H204V134L203 135H201L200 136V138L202 139ZM57 138H59V137H57ZM43 139V138H42ZM234 139H236V140H234ZM37 140V139H36ZM148 140V139H147ZM198 140V139H197ZM207 140V139H206ZM41 141V140H40ZM54 141V140H53ZM57 142H58V139L56 140ZM56 141H55V143H56ZM199 141V140H198ZM108 142H111V143H108L107 145L110 147V149H107L106 148V146H105V144H104V146H102L103 148H106L105 150L107 151H104V153H107V154H111L110 156L108 155V157L106 156V154H105V157H103V158H109V157H111L112 156V150H113V144H112V141L111 140H108ZM211 142V141H210ZM237 142V141H236ZM240 142H238V143H240ZM11 143V142H10ZM52 143V142H51ZM54 143V142H53ZM60 143V142H59ZM88 143V142H87ZM229 143H231V142H229ZM9 144V143H8ZM35 144H37V143H35ZM44 144V142L41 144V146ZM46 144V143H45ZM48 144H50V142H48ZM57 144V143H56ZM63 144V143H62ZM86 144V143H85ZM92 144V143H91ZM234 144V143H233ZM64 145V144H63ZM93 145V144H92ZM235 145V144H234ZM242 145V146H243ZM9 146H10V144H9ZM28 146V145H27ZM32 146V145H31ZM34 146V145H33ZM40 146V147H41ZM43 146H45V145H43ZM54 146V145H53ZM58 146V145H57ZM236 146V145H235ZM241 146V145H240ZM239 146V147H240ZM12 147H13V145H12ZM40 147H36V148H38V149H40ZM46 147H50L49 145H47ZM46 147H44V148H46ZM61 147V146H60ZM92 147V146H91ZM146 147V146H145ZM222 147V146H221ZM237 147V146H236ZM236 147H233L232 146V144L231 145H229L228 144V146H225V147H222V148H220V149H218L217 151H215L214 150V153H215V155H212V154H214V153H212L211 154V152H210V154L212 155H210V156H208L207 158H205V159H202V156L200 155V153H199V151L198 150H195L194 149V153H193V155H190L191 156V158L193 159V160H195L196 162H194V164H192V165H186L185 167L183 166V168H181V169H179V170H177L176 171V174H173L171 177V179L169 180H165V179H163L162 180V178L160 179L161 180V182L163 183V186L164 187H167L168 189H169V191H168V195H170V192L171 191H173V190H171V189H173V188H171V185H172V181H173V179H174V183H175V181H176V183L178 182V184H175L176 186V188H174V189H176L174 192H177L178 190L179 191H181L180 193H182V197H183V200H184V202L188 205V207H190V209H191V206H193V205H197V204H199V205H203V207L205 206H208L213 212H211V213H216V214H220V215H223V216H226L227 218H228V220L229 221H231L232 222V224L234 225V231L236 230L237 231V223L240 221V219H238L237 218V215H236V217L232 214V213H230L229 212V210H231V209H229L227 206H224L223 205V201L221 200V198H219V197H216L214 194L215 193H226V192H228V191H233V192H235L234 190L236 189V188H238V186H240V185H242L243 184V180H245V182H246V180H248V177H250V176H252V178H254L253 177V175H256L259 171L261 172V171H263L264 170V163H262L261 164V160L259 161L260 163H257V161L256 162H254V157L250 154V153H252V152H256V150L257 149H252V152H250L249 150H247L248 148H242V149H239V148H236ZM8 148V147H7ZM7 148H5L6 150H7ZM22 148H23V146H22ZM31 149H32V147H30ZM58 148V147H57ZM78 148V147H77ZM83 149V147H80V149ZM100 148H101V146H100ZM87 149H89V147L87 148ZM102 149V148H101ZM259 149L261 150L262 149V151L260 152L259 151ZM33 150L35 151V149L33 148ZM40 150H42V149H40ZM52 150V149H51ZM61 150V149H60ZM93 150V149H92ZM100 150V149H99ZM211 150V149H210ZM255 150V151H254ZM1 151V150H0ZM50 151V150H49ZM77 151H78V149H77ZM87 151V150H86ZM143 151H145V150H143ZM142 151V152H143ZM147 152H148V150H146ZM30 152V151H29ZM38 153L39 151L36 149V151H35V153ZM78 152H80V150L78 151ZM81 152H82V150H81ZM116 152V151H115ZM149 152H151V151H149ZM206 152V151H205ZM8 153V152H7ZM77 153V152H76ZM75 153V155H78V153L76 154ZM96 153H98V152H95V154ZM100 153H102L103 154V152L102 151H100ZM207 153V152H206ZM209 153V152H208ZM102 154H99V155H101L102 156ZM117 153H115V155H116ZM190 154H192V152L190 153ZM202 154V153H201ZM259 154V155H258ZM19 155V154H18ZM38 155V154H37ZM43 155V154H42ZM74 154H72V156H73ZM80 155V154H79ZM88 155H89V153H88ZM146 155V154H145ZM150 155V154H149ZM26 156V155H25ZM45 156V155H44ZM86 156V155H85ZM96 156V155H95ZM104 156V155H103ZM2 157V156H1ZM23 157V156H22ZM38 157V156H37ZM36 157V158H37ZM39 157H41V151L39 152ZM76 157V156H75ZM81 157V156H80ZM99 157V156H98ZM249 157V158H248ZM251 157H253V158H251ZM3 158V157H2ZM32 157L30 156L29 157V159H31ZM33 158H35V156L33 157ZM32 158V159H33ZM35 158V159H36ZM42 158H43V156H42ZM69 158H71L72 159V157L70 156ZM83 158V157H82ZM253 159V161L251 160V159ZM256 158V157H255ZM46 159V158H45ZM65 159V158H64ZM74 159V158H73ZM111 159V158H110ZM13 160V159H12ZM17 160V159H16ZM34 160V159H33ZM32 160V161H33ZM51 160V159H50ZM76 160V159H75ZM77 160H78V158H77ZM79 160H81V159H79ZM263 160V162H264V159H262ZM60 161V160H59ZM58 161V162H59ZM68 161H70V160H68ZM84 161V160H83ZM102 161V160H101ZM104 161H105V159H104ZM17 162H19V161H17ZM54 162V161H53ZM53 162H51L50 161V166H48L49 168H52V167H54L55 165H53L54 163ZM72 162V161H71ZM74 162V161H73ZM77 162V161H76ZM80 162V161H79ZM82 162V161H81ZM88 162V161H87ZM86 161H85V163H87ZM7 162H5V164H6ZM13 163V162H12ZM12 163H9V164H12ZM37 163V162H36ZM39 163V162H38ZM56 163V162H55ZM60 164L62 163V160H61V162H59ZM85 163H83L84 165H85V167L83 166V167H81L80 165H76V167H73V170H76V169H78L79 171H81V173L82 172H84V174H86L87 175V177L86 176H83V177H85V181H86V185L87 186H89L91 189H88L87 191V195H84V198H83V196H81V195H83V193H81V195L79 194L78 196H76V197H79V199L80 198H83L82 199V201H80V203H78V204H80L79 206L78 205H75V206H78V207H80V211H82V209L84 208L86 211V213H89V216H87V215H85L86 217H88L87 218V220H90V221H92L91 222V226H90V228L88 229V227L87 226H89V225H87V224H84V226H80V228H78V224L76 225V223L74 222H71V221H73V220H71L70 221V219L67 217V215H69V212H68V214H66V216L65 217H67V218H65V217H61V218H63L62 220L59 218V220H61V221H57V222H60L61 223V228L62 227H65V226H67V227H69V228H67V229H69V230H71V229H76V231L78 232V233H80L81 234V236L83 235H85V236H87V237H85V238H88V236L90 235V236H92V234L94 233H97V236L99 235V234H101V233H103V232H105V231H108V229L107 230H105L106 228H109L108 227V225H105V224H103V225H105V226H107V227H105V226H103V227H105V229L104 228H102V227H100V228H95V227H97V224L95 225V223H97V222H99L100 223V221H105V223L106 222H108L107 220H109V218L111 217V215H112V211H113V209L114 208H112V206H111V202L110 203H105V204H107L106 206L104 205V200H103V202L100 200V198L102 197V194H103V191L106 189V188H109V186H111V185H113L114 183H116L117 181H119L120 180V178H119V176H122V177H124V183H125V189H126V192H128V198H127V200H126V202L128 201V199H129V197H130V201L133 199V200H137V198L136 199H134L136 196H138V195H135V186H134V182H138L139 180L137 179L139 176H147L148 174H149V172H148V174H142L140 171H132V167L131 168H126L127 170H125L126 172V174L124 173V174H122L121 172L119 173L118 172V168L117 167H115L116 165L115 164H113V163H110V162H99V163H96V164H92V162L89 160V164H92V165H88V164H85ZM151 163V162H150ZM19 164H21V163H19ZM59 164V165H60ZM68 164H70V163H68ZM72 164V163H71ZM71 164H70V166H68V167H70V168H72V166H71ZM78 164V163H77ZM155 164V163H154ZM64 165V164H63ZM65 165H67V164H65ZM11 166V165H10ZM74 166V165H73ZM77 166H78V168H77ZM177 166V165H176ZM81 167V168H80ZM5 168V167H4ZM54 168H56V166L54 167ZM135 168H136V166H135ZM1 169V168H0ZM173 169H175V168H173ZM222 169V171L220 172V170ZM145 170V169H144ZM176 170V169H175ZM224 170V171H223ZM31 171V170H30ZM34 171H36V170H34ZM33 171V172H34ZM50 171V170H49ZM71 171V170H70ZM79 171H78V173H79ZM232 171H235V172H238V173H242V176L241 175H238V173H237V175L239 176V177H237V175H236V173L234 174V173H232ZM38 172V171H37ZM48 172V171H47ZM52 172H55V173H53V176L54 175H56V173H58V172H56L55 170L54 171H52ZM52 172H49V173H52ZM64 172V171H63ZM76 172H77V170H76ZM155 171H153V173H154ZM164 172V171H163ZM259 172V173H260ZM40 173V174H39ZM39 173L37 174L38 176L39 175H41V172L39 171ZM44 173V172H43ZM62 173V172H61ZM60 173V174H61ZM71 173H72V171H71ZM74 173V172H73ZM172 173V172H171ZM258 173V174H259ZM263 173H264V171H263ZM262 173V174H263ZM45 174H46V172L44 173V174H42V176L44 175L45 176ZM63 174V173H62ZM61 174V175H62ZM64 174H66V173H64ZM80 174V173H79ZM67 175V174H66ZM119 175V176H118ZM235 175V176H234ZM260 175V174H259ZM16 176V175H15ZM14 176V177H15ZM47 176H49L48 175V173H47ZM47 176H45V177H40V178H38L39 179V181H42L43 183H44V185L47 187V188H49L48 186L49 185H51V190L52 191H54V190H57L58 188H56L54 185H53V181H52V179H51V181L48 179V177ZM51 176H52V174H51ZM52 176V177H53ZM58 176V175H57ZM149 176V175H148ZM161 176H163V175H161ZM74 177V176H73ZM76 177H78V176H76ZM82 177V176H81ZM166 177H168L167 175H166ZM256 177V176H255ZM259 177H261V175L259 176ZM258 177V178H259ZM58 178H60V177H58ZM63 178V176L61 177V179ZM70 178V177H69ZM117 178H119V180H117ZM141 178V177H140ZM139 178V179H140ZM147 178H149V177H147ZM247 178V179H246ZM21 179V178H20ZM78 179V178H77ZM77 179H72V177H71V182L74 184V185H76V183H80V181H75V180H77ZM151 179V178H150ZM149 179V180H150ZM159 179V178H158ZM255 179V178H254ZM31 180V179H30ZM37 180V178H35L34 177V180H32V181H26L27 182V184H32V186H34V183H32V182H37L36 181ZM58 180V179H57ZM79 180V179H78ZM80 180H82V179H80ZM117 180V181H116ZM138 180V181H137ZM148 180V181H149ZM20 181V180H19ZM19 181H18V183L17 184H19V185H21L20 183H19ZM22 181L24 182V180L22 179ZM21 181V182H22ZM38 181V182H39ZM54 181H55V179H54ZM64 182H62L64 185L66 184V180H63ZM156 181V180H155ZM25 182V183H26ZM61 182V181H60ZM67 182H69V181H67ZM94 182V185H95V183H96V185H100V186H98V189H100V191L102 192V194H101V192L100 191H98V189L95 191V193H94V191H93V193L94 194H92L91 192H92V183ZM140 182V181H139ZM147 182V181H146ZM146 182H144V183H146ZM82 183V182H81ZM141 183V182H140ZM149 183V182H148ZM153 183V182H152ZM161 183V184H162ZM38 183H36V185H37ZM40 184V183H39ZM147 184V183H146ZM145 184V186H147ZM151 184V183H150ZM254 184V183H253ZM252 184V185H253ZM19 185H17V187H15V189L17 188L18 189V192L16 193V194H13L12 196H10V198H8V203H3L2 204V208H13L14 207V205H15V197L17 196V195H19L18 193H19V190L20 189H22V187H23V189L25 190V188H24V185L22 184V187L21 186H19ZM35 185V186H36ZM70 185V184H69ZM79 185V184H78ZM85 185V184H84ZM115 185V184H114ZM121 185V184H120ZM144 185V184H143ZM246 185V184H245ZM248 185V184H247ZM256 185V184H255ZM25 186H26V184H25ZM29 186V185H28ZM27 186V187H28ZM31 186V185H30ZM66 186H68V185H66ZM70 186H73V185H70ZM82 186V185H81ZM80 186V187H81ZM86 187V186H85ZM88 187V188H89ZM94 187V186H93ZM147 187H149V186H147ZM234 187H235V189H234ZM34 189H35V187H33ZM36 188H38V187H36ZM79 188V187H78ZM111 188V187H110ZM113 188V187H112ZM117 189L119 188L118 187V185H117V187H116ZM140 188H141V186H140ZM140 188H139V190H140ZM152 188V187H151ZM249 188V187H248ZM252 188V187H251ZM22 189V190H23ZM60 190H61V188H59ZM66 189H67V187H66ZM74 189V188H73ZM143 189V188H142ZM153 189V188H152ZM156 189V188H155ZM162 189V191H160V192H163V187L161 188ZM241 189V188H240ZM13 190H14V188H13ZM76 190V189H75ZM95 190V189H94ZM121 190V189H120ZM120 190H118V191H120ZM124 190V189H123ZM144 190V189H143ZM147 191H148V189H146ZM254 190V191H253ZM253 190H251V191H253V194H252V196L253 195H255L256 197L259 195V196H262L263 194H264V182H263V184H258V186L256 185V187L254 188L253 187ZM77 191V190H76ZM122 191V190H121ZM120 191V192H121ZM142 191V190H141ZM155 191V190H154ZM244 191V190H243ZM22 192V191H21ZM80 192H82V188L80 189ZM84 192H86V189H85V191ZM97 192V193H96ZM140 192V191H139ZM146 192V191H145ZM248 192H249V190H248ZM59 193V192H58ZM68 193V192H67ZM77 193H79V192H77ZM106 193V192H105ZM108 193V192H107ZM111 193H112V191H111ZM111 193H110V195H111ZM180 193H176V196L177 195H179ZM245 193H246V190H245ZM250 193V192H249ZM10 194V193H9ZM60 194V193H59ZM109 194V193H108ZM118 194V193H117ZM142 194V195H141ZM164 194V193H163ZM227 194V193H226ZM225 194V195H226ZM244 194V193H243ZM16 195V196H15ZM41 195V194H40ZM71 195V194H70ZM72 195H73V193H72ZM110 195H109V197H110ZM113 195V194H112ZM130 195V196H129ZM139 195H141L142 197H143V192L142 193H140ZM145 195V194H144ZM147 195V194H146ZM145 195V196H146ZM165 195V194H164ZM163 195V196H164ZM104 196V195H103ZM108 196V195H107ZM119 196V195H118ZM124 196V195H123ZM126 196V195H125ZM135 196V197H134ZM148 196V195H147ZM160 196H162V195H160ZM163 196H162V198H163ZM166 196V195H165ZM224 196V195H223ZM241 196H243V195H241ZM246 196V195H245ZM250 196H251V194H250ZM254 196V197H255ZM9 197V196H8ZM70 197V196H69ZM105 197V196H104ZM113 197H115V196H113ZM181 197V196H180ZM179 197V198H180ZM249 197V196H248ZM18 198V196L16 197V199ZM20 198V197H19ZM18 198V199H19ZM61 198V197H60ZM229 198V197H228ZM264 198V197H263ZM17 199V202H20L19 200ZM22 199V198H21ZM121 199V198H120ZM149 199H151V197H149V198H146V197H144V199L142 200L143 202H141L140 201V197H139V201H138V203L139 204H142L143 203V205H141V206H143L142 208H141V206H140V208L143 210V212H142V210L141 209H139L138 208V203L137 202H135V203H137V205L138 206H136V204L135 203H133V205H132V207H131V203H130V201H129V206H127L128 207V210H130V208L132 209L133 208V206H134V204H135V207H137L139 210H141V214H142V218L141 217H138L137 219H138V221H139V218H140V220L142 219V224H138V222H137V224L141 227L142 226V228H143V231L141 232V231H139L138 229H137V231H134V229H129L128 231H127V229H125V231H124V233H123V235H125V239L124 240H126V241H120L121 239H122V232H120L119 234H120V236H121V239L119 238L120 236H119V234H115V235H118V237H115V235H114V233H116V232H113V227L114 226H112V225H114V223H111V222H109V223H111L112 225H110L109 223H107V224H109V226H111L112 227V229L111 228H109L110 230H112L111 232L113 233V235H111L110 233L108 234V236L109 237H115L116 238V240H114L115 242H117V243H119V244H124L125 245V243H126V247L125 248H127V247H129V248H127V249H129L130 250V252L131 253H134L133 255L134 256H137V255H139V257L137 258V257H131V256H129L130 257V261H128V259H127V261L126 262H123L122 261V258L120 259L119 257H118V259H114V258H112V259H109V258H107V259H109V262H107V263H105V264H110V262L111 261H114V260H118V261H121L122 262V264H145V260L147 259V253H151L155 258L157 257V254L159 255V252L161 251V250H163V249H165L164 248V246H162V244H164V239H159V237H163V236H165L166 234L168 235V237H170L169 235H170V233H171V231H170V233L168 232L167 233V231H169V230H165L166 232L164 233V232H159L158 233V231H160V230H158L157 231V226L156 225H154L153 224V222H154V220H156L155 219V217H156V215H154V208H153V212L151 213V212H149L151 209H152V205L154 204V201L153 200H149ZM160 199V198H159ZM175 199V198H174ZM173 199V200H174ZM177 199V198H176ZM249 199H250V197H249ZM78 200V199H77ZM76 199H75V201H77ZM81 200V199H80ZM110 200H112L111 198H110ZM164 200V199H163ZM182 200V201H183ZM258 200V199H257ZM40 201H41V199H40ZM72 201V200H71ZM99 201H101L102 203L100 204L99 203ZM114 200H112V202H113ZM165 201V200H164ZM163 201V202H164ZM22 202H23V200H22ZM67 202V201H66ZM73 202V201H72ZM78 202V201H77ZM123 202V201H122ZM132 202V201H131ZM162 202V203H163ZM183 202V203H184ZM261 202V201H260ZM42 203H43V201H42ZM61 203V202H60ZM99 203V204H98ZM153 203V204H152ZM159 203V202H158ZM175 204H176V206H174L175 204H173V206L172 207H175L176 209L177 208H179L178 206H180V205H183V204H180L181 203V199H177V201L176 202H174ZM251 203V202H250ZM253 203V202H252ZM19 204V203H18ZM21 204V203H20ZM19 204V205H20ZM41 204V203H40ZM75 204H77V203H75ZM115 204V203H114ZM123 204H125V203H123ZM128 204V203H127ZM126 204V205H127ZM166 204V203H165ZM238 204V203H237ZM23 205V204H22ZM22 205H20V207L22 208ZM63 205V204H62ZM171 205H172V203H170V205H169V207L171 208ZM164 206V205H163ZM249 206V205H248ZM68 207V206H67ZM154 207V206H153ZM167 207V206H166ZM180 207H182V206H180ZM208 207H206V209H208ZM244 207V206H243ZM253 207V206H252ZM192 208H194V206L192 207ZM25 209H27V207L25 208ZM66 209V208H65ZM135 209V208H134ZM174 209V208H173ZM172 208H171V210H173ZM189 209V210H190ZM246 209V208H245ZM13 210V209H12ZM23 210H24V206H23ZM71 210V209H70ZM78 210V209H77ZM116 210H118V208H116ZM126 210V209H125ZM133 210V209H132ZM138 210V211H139ZM170 210V209H169ZM185 210H186V208H185ZM188 210V211H189ZM194 210V209H193ZM196 210V209H195ZM199 210V209H198ZM205 210V209H204ZM251 210H253V209H251ZM59 211V210H58ZM73 212H74V210H72ZM79 210L78 211H76V213L77 212H80ZM120 211V213H121V210H119ZM137 212V209H135L134 210V212ZM178 211V210H177ZM177 211H174V216H172V213L170 214L174 219L176 218V220H174V221H176V222H174L175 223V226L177 225V227H181V228H183L184 226L185 227H187L186 226V224H189V217H190V219L192 218V220H193V222H192V220H191V222H192V225H191V227H193L192 229H193V231H191L190 233L188 232V230H185V232L183 231V229L182 230H179V232H175L176 233V237L178 238V235H181L180 233H183L184 234V236H181V239H182V237H184V238H186V237H192L193 238V232H194V230L196 231V232H194V233H196V234H198L199 235V233L202 231H200V232H197V228H198V226L200 225H202L201 224V222L203 223H205L206 221H203V220H199L198 222H200V223H198V222H196V218L195 217H197V216H195L194 218H193V215L192 216H188V218H186V217H184L183 216V214H182V212L181 213H179V212H177ZM200 211H201V209H200ZM205 211H207V210H205ZM210 211V210H209ZM208 211V212H209ZM11 212V211H10ZM16 212V211H15ZM26 212V211H25ZM24 211H21V216H20V219H21V221H23V223H24V227H25V229H26V239L30 242V244L32 245V247L34 248V249H36L37 248V246L38 245H40L39 243H38V240L37 239H39V238H36V236H35V229L33 228L34 227V223H32L33 221H31V213L33 212H28V213H30V214H28V213H25ZM52 212V211H51ZM54 212V211H53ZM57 212V211H56ZM64 212V211H63ZM62 212V213H63ZM73 212H71L70 211V213L72 214ZM84 212V213H85ZM118 211H116L113 215H115L116 213H117ZM133 212V213H134ZM135 212V213H136ZM158 212V211H157ZM162 212V211H161ZM165 212V211H164ZM191 212V211H190ZM199 212V211H198ZM201 212H203V211H201ZM18 213H19V211H18ZM35 213V212H34ZM61 213V212H60ZM59 213V214H60ZM65 213V212H64ZM63 213V214H64ZM75 213V212H74ZM73 213V214H74ZM75 213V214H76ZM81 213V212H80ZM126 213H127V210H126ZM125 213V214H126ZM133 213H130V214H128V215H130L129 217H131L132 215L131 214H133ZM134 213V214H135ZM137 213H138V215H137ZM135 215L136 216H140V212H137ZM151 213V214H150ZM159 213V212H158ZM196 213V212H195ZM233 213H235V212H233ZM249 213V212H248ZM247 213V214H248ZM27 214V215H26ZM72 214V215H73ZM119 214V213H118ZM122 214V213H121ZM29 215V216H28ZM65 215V214H64ZM78 215H79V213H78ZM123 215V214H122ZM166 215V214H165ZM202 216L203 218H204V220L206 219V217L207 216H209V215H205L204 213L202 214H199V216ZM61 216V215H60ZM59 216V217H60ZM63 216V215H62ZM76 216V215H75ZM126 216V215H125ZM136 216H134V217H136ZM199 216L197 217V218H199ZM200 216V217H201ZM214 216V215H213ZM217 216V215H216ZM248 217H249V215H247ZM257 216V215H256ZM57 217H58V215H57ZM71 217V216H70ZM83 217L84 216H79V217H77L78 219H75V220H80V221H82V220H84L83 219ZM93 218V220H92V218ZM113 217V216H112ZM111 217V218H112ZM115 217H120V216H118V215H116ZM114 217V218H115ZM122 217H124V216H122ZM126 217H128V216H126ZM128 217V218H129ZM133 217V220L135 219ZM166 217V216H165ZM168 217V216H167ZM248 217H246V218H248ZM51 218H52V216H51ZM66 220H65V219ZM73 218V217H72ZM71 218V219H72ZM75 218V217H74ZM85 218V217H84ZM110 218V220H112ZM202 218V219H203ZM214 218H216L215 216H214ZM86 219V218H85ZM117 218H115V220H116ZM130 219V218H129ZM132 219V218H131ZM194 219H196V220H194ZM241 219H243V218H241ZM33 220V219H32ZM56 220V219H55ZM114 220V221H115ZM118 220V219H117ZM120 220H122V219H120ZM125 220V219H124ZM123 220V221H124ZM133 220L129 223L128 222V225H130L131 224V226H132V223H133ZM160 220H161V217H160ZM173 220V219H172ZM209 220V219H208ZM89 221V222H90ZM119 221V220H118ZM122 221V222H123ZM129 221V220H128ZM136 221V220H135ZM54 222V221H53ZM88 222V223H89ZM113 222V221H112ZM119 222H121V221H119ZM125 222V221H124ZM127 222V221H126ZM169 222V221H168ZM198 223V224H196L195 225V223ZM208 222V221H207ZM64 223V224H63ZM78 223V222H77ZM94 223V224H93ZM115 223L116 224H118V222H116L115 221ZM140 223V222H139ZM163 223V222H162ZM167 223V222H166ZM213 223H216V222H213ZM258 223V222H257ZM40 224V223H39ZM59 224V223H58ZM81 224V223H80ZM115 224V226L116 227H118V231H120V229H121V227L122 226H124V225H122L121 227H120V225L118 226V225H116ZM119 224H121V223H119ZM123 224V223H122ZM134 224V226H137L136 228H138L139 226L138 225H135V223H133ZM158 224V223H157ZM164 224V223H163ZM169 224V223H168ZM210 224V223H209ZM208 224V225H209ZM42 225V224H41ZM81 225H83V224H81ZM95 227H94V226ZM99 225V224H98ZM165 225V224H164ZM204 225V224H203ZM213 225V224H212ZM58 226H60V225H58ZM131 226H129V228L131 227ZM189 226H190V224H189ZM243 225H240V226H238L240 229H241V227H242ZM263 226V225H262ZM93 227V228H92ZM120 227V228H119ZM204 227V226H203ZM212 227V226H211ZM244 227V226H243ZM242 227V228H243ZM247 227H251V226H249V224H247ZM253 227V226H252ZM36 228V227H35ZM60 228V227H59ZM71 228V229H70ZM115 228V227H114ZM125 228H128V227H126L125 226ZM132 228H134V227H132ZM136 228H135V230H136ZM174 228H176V227H174ZM205 228V227H204ZM63 229V228H62ZM62 229H60V230H62ZM66 229V230H67ZM74 229V230H75ZM124 229V228H123ZM140 229V228H139ZM162 229V228H161ZM38 230V229H37ZM64 230H65V228H64ZM116 230V229H115ZM142 230V229H141ZM177 230V229H176ZM199 230V229H198ZM213 230V229H212ZM218 230V229H217ZM242 230V229H241ZM247 230V229H246ZM246 230H245V232H246ZM248 230H249V228H248ZM46 231V230H45ZM72 231V230H71ZM76 231H73V232H75V233H77ZM162 231V230H161ZM174 231H175V229H174ZM215 231V230H214ZM244 231V230H243ZM63 232V231H62ZM244 232V233H245ZM38 233V232H37ZM36 233V234H37ZM48 233V232H47ZM106 233V232H105ZM108 233V232H107ZM139 233H142V235H140ZM177 233H179V234H177ZM193 235H192V234ZM234 233V232H233ZM243 233V234H244ZM94 234H93V236H94ZM172 234V233H171ZM241 234H242V232H241ZM39 235V234H38ZM103 235H105V234H103ZM107 235V234H106ZM160 235V236H159ZM202 235V234H201ZM201 235H199V236H201ZM239 235H240V232H239ZM245 235V234H244ZM82 236V237H83ZM96 236V235H95ZM96 236V237H97ZM100 236V235H99ZM102 236V235H101ZM139 236H141V237H144V239L146 238V240L144 241H142L141 239H139L138 237ZM238 236V235H237ZM8 237V236H7ZM70 237V236H69ZM75 238H76V236H74ZM106 237V236H105ZM109 237H107V238H109ZM124 237V236H123ZM166 237V236H165ZM164 237V238H165ZM175 237V239H177ZM196 237V236H195ZM194 237V238H195ZM198 237V236H197ZM216 236H214V234H213V232L210 230V228H206V230H205V232H204V237L202 238V237H199L200 239H202L203 240V242H205L206 244H208V243H210V242H212L213 240H214V238H215ZM220 237V236H219ZM240 237V236H239ZM81 238V237H80ZM101 238V237H100ZM103 238V237H102ZM115 238H113V239H115ZM150 240V241H148V239ZM167 238V237H166ZM183 238V239H184ZM191 238V239H192ZM222 238V237H221ZM246 238V237H245ZM9 239V238H8ZM7 239V240H8ZM10 239L12 240V238L10 237ZM66 239H68V238H66ZM74 239V238H73ZM79 239V238H78ZM83 239V238H82ZM111 239V238H110ZM113 239H111L112 241H113ZM120 239V240H119ZM141 240L142 242L141 243H139V244H137L138 242V240ZM160 240V242H159V240ZM168 239V238H167ZM170 239L171 238H169V240L168 241H170ZM191 239H189L188 240V243H191ZM247 239V238H246ZM39 240H41V239H39ZM84 240V239H83ZM118 240V241H117ZM158 240V241H157ZM161 240L163 241V243L161 242ZM178 240H180V239H178ZM187 240V239H186ZM185 240V241H186ZM194 240V239H193ZM217 240H218V238H217ZM240 240V239H239ZM9 242H10V240H8ZM75 241V240H74ZM90 241V240H89ZM184 241V242H185ZM199 240H197V242H198ZM68 242V241H67ZM111 242V241H110ZM157 242H159V243H157ZM194 243H195V247H197L196 246V242L195 241H193ZM192 242V244H194ZM199 242H201V241H199ZM198 242V243H199ZM202 242V243H203ZM240 242V241H239ZM66 243V242H65ZM94 243V242H93ZM109 243V242H108ZM112 243V242H111ZM111 243H109V247H110V244ZM114 243V242H113ZM167 243V242H166ZM187 243V244H188ZM42 244V243H41ZM45 244V243H44ZM87 244V243H86ZM127 244H128V246H127ZM181 244V243H180ZM179 243H178V247H180V249H181V246H179L180 245ZM184 244H186V243H184ZM184 244H182V246L184 245ZM199 244H201V243H199ZM66 245V244H65ZM89 245V244H88ZM106 245V244H105ZM121 245H119V246H121ZM176 245V244H175ZM42 246V245H41ZM46 246V245H45ZM63 246V245H62ZM72 246V245H71ZM100 246V245H99ZM99 246H93V247H99ZM123 246V245H122ZM122 246H121V248H122ZM173 246V245H172ZM192 246V245H191ZM201 246V245H200ZM204 246L205 245H203V248H204ZM224 246V245H223ZM234 246V245H233ZM47 247V246H46ZM84 247H85V245H84ZM86 247H88V246H86ZM89 247H92V245L91 246H89ZM88 247V249L87 250H89L90 248ZM92 247V248H93ZM104 247H106V246H104ZM176 247V246H175ZM175 247H172V248H175ZM184 247V246H183ZM190 247V246H189ZM5 248V247H4ZM61 248V247H60ZM101 248V247H100ZM99 248V249H100ZM111 248V247H110ZM123 248H124V246H123ZM124 248V249H125ZM172 248H170V252H166V254L165 255H167V257H168V255H170V258H168V259H173V258H176V264H181V261H183L184 259H186V258H188L191 254H196V257H198L199 256V254H200V252L202 253V252H204V251H199L200 249V247L198 248L199 250H195V249H193L194 247H192V249H190V250H187L186 249V251H188V252H186L185 254H183V258L181 257L180 258V254H181V252H179V253H175V251L172 249ZM202 248V249H203ZM232 248V247H231ZM82 249V248H81ZM86 249V248H85ZM94 249V248H93ZM93 249H92V251H93ZM98 249V248H97ZM104 249V248H103ZM166 249H169V248H166ZM175 249H177V247L175 248ZM179 249V250H180ZM183 249H185V248H183ZM205 249V248H204ZM208 249V248H207ZM62 250V249H61ZM86 250V251H87ZM111 250V249H110ZM109 250V251H110ZM178 250V249H177ZM176 250V251H177ZM178 250V251H179ZM241 250V249H240ZM5 251V250H4ZM72 251V250H71ZM89 251H91V250H89ZM96 251H98V250H96ZM95 251V249H94V254H96L97 252ZM126 251H128V250H126ZM177 251V252H178ZM212 251V250H211ZM61 252V251H60ZM74 252V251H73ZM185 252V251H184ZM183 252V253H184ZM209 252V251H208ZM220 252H222V251H220ZM59 253V252H58ZM68 253V252H67ZM81 253V252H80ZM89 253V252H88ZM93 253V252H92ZM98 253H100V252H98ZM129 253V252H128ZM142 254H143V258L141 257L142 256ZM198 254V255H197ZM208 254V253H207ZM215 254V253H214ZM222 254V253H221ZM100 255H101V253H100ZM100 255H97L98 257L100 256ZM104 255H105V253H104ZM121 255V254H120ZM119 255V256H120ZM124 255H126V254H124ZM131 255V254H130ZM209 255V254H208ZM211 255V254H210ZM220 255V254H219ZM68 256V255H67ZM90 256H92V255H90ZM127 256V255H126ZM126 256H125V258H126ZM201 256V255H200ZM217 256V255H216ZM216 256H214L213 258H201V259H205V260H211L212 261V264H215L216 262V260H217V262H219L220 264H230V260H231V258H222V256H221V258H216ZM46 257H48V258H45V259H43L42 260V264H61L62 262V260H60V261H57V259L56 258H54L55 257V254H54V251L52 250V248L51 249H49V250H47V252H46ZM71 257V256H70ZM159 257H161V256H159ZM159 257H157L156 259H157V261H159L161 258H159ZM218 257V256H217ZM241 257V256H240ZM61 258V257H60ZM68 258V257H67ZM103 258V257H102ZM102 258H97V259H100V260H102ZM124 258V259H125ZM200 258H198V259H200ZM88 259V258H87ZM233 259V258H232ZM235 259V258H234ZM239 259V258H238ZM80 260H82L81 258H80ZM91 260V259H90ZM103 260H104V258H103ZM111 260V261H110ZM77 261V260H76ZM75 260H68L67 261V263L66 264H79V260H78V262H76ZM84 261V264H85V262L86 261H89V260H83ZM92 261V260H91ZM97 261V260H96ZM107 261V260H106ZM235 261V260H234ZM90 262V261H89ZM105 262V261H104ZM236 262H237V259H236ZM91 264L92 263H95V260L93 261V262H90ZM87 264V263H86ZM101 264H102V262H101Z\"/></svg>","mask_w":264,"mask_h":264},{"label":"snow or ice","instance_id":"obj_3","mask_svg":"<svg viewBox=\"0 0 264 264\" xmlns=\"http://www.w3.org/2000/svg\"><path fill=\"white\" fill-rule=\"evenodd\" d=\"M209 2L211 3V0H209ZM43 18L44 17L42 13H37L36 16H34L30 22L26 23L18 30L8 32L6 36H0V42L7 39L8 43L13 45L14 47H22L24 49L31 47L29 42L35 38L33 27L34 25L38 24L39 20ZM26 54H28L31 58L32 54L30 52ZM33 62L35 63V60ZM128 83L129 86H133L130 76L128 77ZM240 102H242V100ZM231 111H232L231 108L220 109L218 107H213L212 105H209L208 109H206L202 113V116L208 123L219 125L223 121L230 119ZM165 179H171V178L167 177ZM48 187L49 189H51V185H49ZM161 187H163V193L167 195L169 189L167 187H164L163 183L161 184ZM171 187L174 189L175 184H172ZM38 191L39 192L44 191L42 185L38 189L26 188L20 193V195L21 198H26L35 195ZM54 191H58V189ZM45 195H47V193H45ZM200 207L201 205L199 204L196 205L197 210ZM146 255H147V259L145 260V264H176V258L168 259L167 257L164 256L163 252L159 254L161 256V259L159 261H157V259L151 253H147ZM200 255H203V253H201ZM142 258H143V254H142ZM72 259L74 260L78 259V253L74 252ZM79 264H84V261L80 260ZM110 264H122V262L118 260H114L111 261ZM181 264H212V261L205 259H198L196 257V254H191L188 258L181 261Z\"/></svg>","mask_w":264,"mask_h":264}]
</instances>
